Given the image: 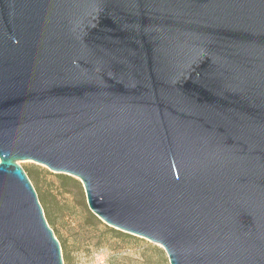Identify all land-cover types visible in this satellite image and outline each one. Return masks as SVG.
<instances>
[{"label":"water","instance_id":"95a60500","mask_svg":"<svg viewBox=\"0 0 264 264\" xmlns=\"http://www.w3.org/2000/svg\"><path fill=\"white\" fill-rule=\"evenodd\" d=\"M22 161L169 264H264V0H0V264H64Z\"/></svg>","mask_w":264,"mask_h":264},{"label":"rangeland","instance_id":"374dc122","mask_svg":"<svg viewBox=\"0 0 264 264\" xmlns=\"http://www.w3.org/2000/svg\"><path fill=\"white\" fill-rule=\"evenodd\" d=\"M19 164L59 241L64 264H169L159 245L98 219L89 210L78 179L32 161Z\"/></svg>","mask_w":264,"mask_h":264}]
</instances>
